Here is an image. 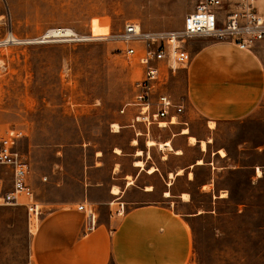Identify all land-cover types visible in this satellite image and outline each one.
I'll use <instances>...</instances> for the list:
<instances>
[{
    "label": "rangeland",
    "instance_id": "rangeland-1",
    "mask_svg": "<svg viewBox=\"0 0 264 264\" xmlns=\"http://www.w3.org/2000/svg\"><path fill=\"white\" fill-rule=\"evenodd\" d=\"M194 5L195 0H0V39L13 34L34 41L0 48L6 58L0 70V136L9 129L23 134L18 149L31 165L40 218L61 204L84 200L85 185L86 199L100 212L108 188L119 184L115 178L132 180L137 189L151 182L158 191H169L176 207L201 214L191 221L189 264H264V114L212 129L202 116L183 112L178 123L165 128L152 125L148 131L136 124L144 133L136 138L129 126L133 110L121 112L142 67L137 56L120 52L119 31L128 21L144 31L180 30ZM257 8L264 14V0ZM56 28L65 35L35 42ZM198 42L187 39V49ZM180 70L168 69L167 87L176 100L183 97ZM113 123L119 132H113ZM183 127L199 139L211 138L207 151L199 144L186 146L185 137H176L165 153L146 145L148 139H172ZM179 148L181 155L174 152ZM138 158L145 168H157L153 176L143 171L136 177ZM199 158L204 164H196ZM183 168V174L169 176ZM10 176L0 167L1 192L11 189ZM182 191L190 194L186 205L180 203ZM35 230L23 205L0 206V264H32Z\"/></svg>",
    "mask_w": 264,
    "mask_h": 264
},
{
    "label": "crops",
    "instance_id": "crops-1",
    "mask_svg": "<svg viewBox=\"0 0 264 264\" xmlns=\"http://www.w3.org/2000/svg\"><path fill=\"white\" fill-rule=\"evenodd\" d=\"M195 38L200 42L190 50L191 63L180 70L184 88L183 97L177 100L184 103V113L202 116L216 125L264 114V40L241 49L231 42ZM138 132L136 138L144 134ZM176 137H185L186 146L192 145L189 135L181 130L168 139L171 144ZM195 137L201 149L202 139ZM179 149L183 154V148ZM163 159H167L166 154ZM134 162L136 177L143 171L151 177L157 171L155 167L150 173V166L140 167ZM117 170L115 167L114 174ZM177 171L172 173L177 175ZM115 179L119 184L108 188V198L102 202L106 207L98 212V226L93 231L85 230V214L78 209L79 203L88 200L86 185L84 200L61 204L44 213L32 237V264H189L194 244L191 221L201 214L176 207L172 195L165 196L166 190L158 191L151 182L147 186L152 189H137L134 181ZM114 186L119 187L118 194L112 192ZM183 193L188 192L182 191L181 199ZM189 202L180 201L183 205ZM120 204L126 208L117 213Z\"/></svg>",
    "mask_w": 264,
    "mask_h": 264
},
{
    "label": "built area",
    "instance_id": "built-area-1",
    "mask_svg": "<svg viewBox=\"0 0 264 264\" xmlns=\"http://www.w3.org/2000/svg\"><path fill=\"white\" fill-rule=\"evenodd\" d=\"M257 1L195 0L180 30L144 31L137 22L125 23L117 34V39L124 45L120 52L126 57L139 58L142 75L134 82L133 97L121 112L133 110L129 126L134 128L136 135L139 133L136 130L137 123H143L149 131L152 125L165 128L179 122L178 117L184 112L185 105L168 90V69H185L190 65L192 56L186 47L187 39L206 37L234 43L241 49H250L264 40V14L257 8ZM64 35L63 29L56 28L40 35L35 42L45 43ZM33 42L19 40L11 34L0 39V48ZM5 63V56L0 55V70L5 69ZM22 137V132L14 129L0 136V167L5 166L11 175V189L5 192L0 190V206L23 205L30 226L37 229L42 208L29 181L30 162L18 149ZM119 207L117 213H122L124 206L120 204ZM78 209L85 214V230H95L98 226V211L94 203L85 200L79 203Z\"/></svg>",
    "mask_w": 264,
    "mask_h": 264
},
{
    "label": "bare ground",
    "instance_id": "bare-ground-1",
    "mask_svg": "<svg viewBox=\"0 0 264 264\" xmlns=\"http://www.w3.org/2000/svg\"><path fill=\"white\" fill-rule=\"evenodd\" d=\"M67 32L69 33V32H71L70 30H67ZM174 123H176V122H174ZM215 125H216V123L214 122V121H210L209 122V127L210 128H215ZM112 127H113V132H119L120 131V125L118 124V123H113V125H112ZM181 133H183V134H188L189 135V143L190 144H192V145H196V144H198L199 142H198V140H197V138L194 136V135H192L191 133H190V130H189V128L188 127H183L182 129H181ZM212 141V139L211 138H209L207 141L206 140H201L200 141V146H201V149L203 150V151H206L207 150V148H208V142H211ZM137 140L136 139H133L132 140V144H137ZM146 144L148 145V146H153V145H158L159 146V148L161 149V150H166V149H172V144H171V142H170V140H167V141H165V142H159V143H156V141L155 140H153V139H148L147 140V142H146ZM117 153H119V154H121V150L119 149V148H117L116 150H115ZM220 152V154L221 155H225V153H224V151H222V150H220L219 151ZM142 153H143V151L142 150H138L137 151V154L136 155H142ZM175 153L176 154H181L182 153V150L181 149H176L175 150ZM134 164L135 165H137V166H143L144 167V161L143 160H140V159H137V160H135V162H134ZM198 164H204V161H203V159L202 158H200V159H198L197 160V165ZM156 170V168L155 167H153V166H150L149 168H148V172H150V173H152V172H154ZM182 172H183V170L182 169H179L178 171H177V175H180V174H182ZM261 173H260V170H258V175H260ZM169 176L171 177V178H173V177H175L176 175H174L172 172H170L169 173ZM190 177H192V173L190 174ZM129 183H132V180H130L129 181ZM153 187L152 186H147V189H152ZM119 187H117V186H114L113 187V189H112V192L114 193V194H118L119 193ZM172 194L169 192V191H166L165 192V196H171ZM189 194L188 193H183L182 194V199H184V200H189ZM227 196V193L226 192H222V194H221V197H226Z\"/></svg>",
    "mask_w": 264,
    "mask_h": 264
}]
</instances>
